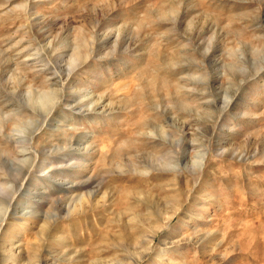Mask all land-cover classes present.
I'll return each mask as SVG.
<instances>
[{
  "label": "rangeland",
  "instance_id": "1",
  "mask_svg": "<svg viewBox=\"0 0 264 264\" xmlns=\"http://www.w3.org/2000/svg\"><path fill=\"white\" fill-rule=\"evenodd\" d=\"M0 264H264V0H0Z\"/></svg>",
  "mask_w": 264,
  "mask_h": 264
}]
</instances>
